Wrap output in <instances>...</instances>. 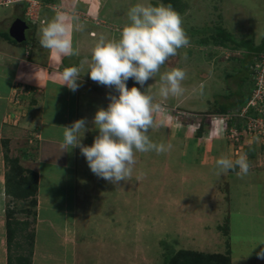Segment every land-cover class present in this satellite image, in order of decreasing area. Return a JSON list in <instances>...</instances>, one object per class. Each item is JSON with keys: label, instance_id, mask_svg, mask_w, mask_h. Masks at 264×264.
Listing matches in <instances>:
<instances>
[{"label": "rangeland", "instance_id": "1", "mask_svg": "<svg viewBox=\"0 0 264 264\" xmlns=\"http://www.w3.org/2000/svg\"><path fill=\"white\" fill-rule=\"evenodd\" d=\"M55 1L45 6V10L74 16L75 23L83 25V30L77 31L80 33L78 45L83 47L79 56L84 60L78 66L79 87L70 92L68 126L80 118L88 121L89 131L81 141L85 146H91L99 134L91 123L95 112L98 108H107L109 94L117 95L114 89L93 82L85 72L96 42L101 37L118 39L121 28L129 22V8L137 3L171 5L180 14L190 46L179 49L178 55L160 68V73L172 68L185 70L183 95L162 97L159 74L143 86L132 79L126 82L127 87H137L150 95L153 103L161 105L162 111L154 113L157 126L147 134L153 142L173 147L162 154L135 153L131 178L118 184L95 176L79 148L62 151L61 147L42 141L46 148L39 151L36 136L41 129L38 124L42 119L45 86L34 89L27 76L8 78L5 71L20 73L22 70L19 64L8 69L0 62V140H7L9 157L18 158L21 167L38 174L40 165L45 174L43 180L38 176L44 194L39 208L3 196L5 168L0 145V264L1 250L5 247L4 204L8 202L18 210H36L34 224L31 215L17 212L14 218L31 221L29 229L34 232V240L37 232L38 243L51 249L48 252L53 254L56 263L62 259L61 264H166L178 251L188 250L227 255L231 264H264V259L257 257L264 249V244L258 243L264 237V180L260 181L264 175V140L244 138L232 145L227 134L223 136L214 131L210 120L218 114L215 111L218 105L234 104L240 96L248 94L251 84L249 80L241 83L245 73L240 72L245 51L230 43L214 46L209 39L221 27L245 47L247 39H253L254 45H258L264 38V0H171V4L166 0H106L98 15L77 10L74 4ZM11 12L10 7H0V35L10 37L1 21ZM43 26L38 25L37 30ZM30 30H26V41L17 49L19 58L24 54L23 45L33 40L29 37ZM86 33L92 35L89 40ZM38 34L39 40L40 30ZM38 46L31 51L32 56H43ZM0 51L7 53L1 47ZM201 85L203 95L198 91ZM237 109V106L229 108ZM198 122L202 128L200 137L196 135ZM231 124L240 125L241 120L233 117ZM51 130L46 133L51 135ZM211 138L220 141L221 150L216 157L205 154L203 161L200 153L211 144ZM63 153H67L66 158ZM244 153L251 165L246 177L241 179L231 170L217 175V158L235 159ZM63 158L67 170H60L56 164ZM51 176L61 179L51 181ZM47 191L55 206L56 203L64 205L63 221L62 215L55 216L50 211ZM43 216L60 218L63 222L54 236V230L48 226L42 231V227L36 228L45 219ZM38 255L42 253L37 251Z\"/></svg>", "mask_w": 264, "mask_h": 264}, {"label": "clouds", "instance_id": "2", "mask_svg": "<svg viewBox=\"0 0 264 264\" xmlns=\"http://www.w3.org/2000/svg\"><path fill=\"white\" fill-rule=\"evenodd\" d=\"M127 17L129 22L121 28L118 39L105 40L101 37L96 42L91 49L88 70L85 71L93 82L112 88L117 93L108 95L107 108H98L91 121L99 134L94 137L91 146H85L81 141L89 131L86 119H77L70 126L63 127L64 148H79L90 171L113 184L131 178L135 153L162 154L173 147L171 144L155 143L147 134L157 126L154 113L162 111L161 105L153 103L152 97L137 87H127L126 82L132 79L143 86L159 74V94L162 97L183 95L185 70L172 68L160 73V68L176 57L179 49L190 46V39L182 27V18L171 5L137 3L129 8ZM21 20L27 29L31 24L42 21L39 14L35 22L26 17ZM75 21L74 16L58 14L40 29V46L59 56L78 55L73 48L71 32L82 31L83 25ZM80 76L77 67H67L60 74V85L75 92ZM198 91L203 95V85ZM215 166L218 176L231 170L241 179L249 174L251 168L247 153L235 159L221 156L216 159ZM258 243L264 244V237ZM257 257L264 259V249L257 253Z\"/></svg>", "mask_w": 264, "mask_h": 264}, {"label": "crops", "instance_id": "3", "mask_svg": "<svg viewBox=\"0 0 264 264\" xmlns=\"http://www.w3.org/2000/svg\"><path fill=\"white\" fill-rule=\"evenodd\" d=\"M8 1H11V2L7 4L6 3L7 0H0V7H3L4 9H8L10 7L11 10L13 11V12H11V15L9 13L6 17L2 18L1 23L7 29L10 26V23H12L14 20L22 19V17L24 16V11H25V5L23 2L18 1V0H8ZM42 1H43L41 3L42 7L40 6L41 7L40 12L41 13L39 14V16H40V19L44 22L43 24L45 26L47 22L54 19L58 14H55L51 10H45V9H47L45 6L55 4L56 3L55 0H42ZM105 1L106 0H58V2H59L58 4H66V5L74 4V5H76L77 10L79 8L81 11H85V13H89L91 15H93V14L98 15L101 11L100 8L103 4H105ZM10 16H12V17L9 18ZM7 20H9L8 23L6 22ZM5 22H6V24H5ZM43 24L38 22L34 25H32V24L30 25L31 28H29V30L30 29L31 30L29 33V37L33 40L30 43L23 45L24 54L20 58L17 57L16 55H18L17 49L21 45H14V44L10 43L9 41H5V40H2L0 38V47L7 52L6 54L5 53L3 54V52L0 51V54H3V55H1L2 57L0 56V62H1L2 67L8 68V69L11 68L12 65H18L19 64V68L22 71L20 73L16 72V70L5 71L7 73L6 76L8 78L16 79L17 77H19L21 79L23 77L26 78V76H27L28 83L30 85H32V87L34 89H37L39 86L40 87L45 86L44 88H45L46 93H45V96L43 99L44 101L42 103V106H43L42 116H41L42 119L39 121L40 124H38V127H41V129L38 130V134L36 136V138L38 139V142H39L38 143L39 151H41V149H43V148H46V146L42 145V141H44L46 143H50V145H57L58 147L62 148V151H66V149L64 148L63 143H62L63 131H64L63 127L69 125L70 109H69L68 104L70 101L71 90H69L64 85H60L61 84L60 74L67 67L75 66L78 68L81 60H84L83 57L81 59L79 56V55H82L83 47H81L80 44H79L80 46L78 45L79 35H80L79 31L73 30L71 32V39H72L73 48L78 52V55L59 56L55 52H51L47 49L42 48L39 44V40H38L36 34L39 35L38 31L41 29L39 27L40 29L37 30V26L43 25ZM86 34H87V40H89L90 39L89 37H91V36L89 35V33H86ZM83 40L84 39L82 38V41ZM76 42H77V44H76ZM34 44H36L35 45L36 47H37V45H39L37 50H39V52H41V54H43V56H39L36 54H35V56H32L31 51L36 48V47H34ZM36 53H37V51H36ZM40 58H42V60H40ZM69 60H71V61H69ZM49 74H51V76ZM1 75H2V77L5 76L2 72H1ZM47 79L48 80L51 79V80L47 81ZM9 81H12V80H9ZM73 99H74V102L77 101V98H73ZM48 127H52L51 129L53 131ZM47 130H51V135L46 133V132H48ZM167 132H168V130L166 129V133ZM202 138L203 137H201L200 139H197V140L200 141V140H202ZM166 139L169 140V138H167V137H166ZM219 142L220 141L211 138V140L209 141V143H211V144L209 146H207L206 150L204 149L200 153L203 161L205 160V158H204L205 154H210L211 156H214V157H216L219 154L218 151L221 150V145L219 144ZM62 156L66 158L67 153H63ZM46 161L47 160H44V163H46ZM188 163L191 164L192 162L188 160ZM56 164L58 165V168L60 170H67L66 159L59 160L58 163H56ZM38 167H39L38 168V176L41 180H43V178L45 177L44 176L45 174L42 173L41 166L39 165ZM197 169L202 170V168H197ZM60 179H61L60 176H51L50 180L51 181H59ZM263 180H264V175H263V177H261L260 181H263ZM39 182H38V191H37V206H38V208L40 207L42 196H44V194L41 193L42 192L41 191V182L40 183ZM47 193H48V198H49L48 207H50V211L53 213L55 212L56 213L55 216H57L58 214L62 215V221H63L64 220L63 217L65 214L64 213V209H65L64 205H63V207H61L58 203H56V206H55L54 201L50 198V191H47L45 194H47ZM52 210H54V211H52ZM60 210H61V213H59ZM47 211H49V210H47ZM38 215H40L39 209H38ZM43 218H45V219L41 220L42 224L39 226V222H38L36 225V228L42 227V229H41V231H42V230H45V228L48 226L49 228L54 230L53 236L56 233H58L56 231V228L59 227L58 226L59 224L61 226L63 223V222H60V218L58 217L59 219H54V217L51 218V216H49V217L43 216ZM37 237H40V234H37V232H36L35 240H34V256L32 257L31 264H61L62 259L58 260V262L56 263V261L52 258L53 254L49 253V252H52L51 249H49L48 247H45V245L41 242L38 243ZM65 250H64V252H65ZM37 251L40 254L42 253V255H40L41 257L39 255L37 256ZM1 254H2L1 255V259H2L1 263L6 264V261H4V260H6V249H5V247L2 248ZM230 264H231V260H230Z\"/></svg>", "mask_w": 264, "mask_h": 264}, {"label": "trees", "instance_id": "4", "mask_svg": "<svg viewBox=\"0 0 264 264\" xmlns=\"http://www.w3.org/2000/svg\"><path fill=\"white\" fill-rule=\"evenodd\" d=\"M171 4V0H166ZM0 38L9 41L14 45L23 44L15 42L8 35H0ZM210 41L214 46L224 47L226 43L234 45L233 47L244 48V55L241 61V70L243 77L241 83L249 80L251 82V67L254 65L258 55L264 51V38L258 45H254L253 39L245 40L247 46H243L240 42H236L225 29L217 27L215 33L210 36ZM251 86L248 94L239 97L234 104L222 103L217 106L216 112L219 114L226 113L230 107H242L250 94ZM144 92V91H143ZM145 93V92H144ZM230 124H228L229 126ZM238 128L239 125L237 124ZM202 134V128L199 127L196 135ZM2 148V160L4 164L3 173V193L10 200H18L28 206L36 208L37 191H38V174L35 171L25 169L19 165L18 158H12L8 155L7 140H0ZM4 229H5V249L6 264H31L32 251L34 245V232L30 230L31 221L34 224L36 218V210L32 212L29 209L18 210L11 208L8 204H4ZM24 213L31 215L32 220H18L14 218L15 213ZM166 264H230V258L219 254H205L201 252H193L188 250L178 251L172 258L167 259Z\"/></svg>", "mask_w": 264, "mask_h": 264}, {"label": "built area", "instance_id": "5", "mask_svg": "<svg viewBox=\"0 0 264 264\" xmlns=\"http://www.w3.org/2000/svg\"><path fill=\"white\" fill-rule=\"evenodd\" d=\"M24 3V16L31 22L38 19L41 0H18ZM11 1L7 0V4ZM251 90L248 99L242 107L235 111H227L224 114H216L210 117L214 131L226 134L232 145H235L244 138H262L264 140V51L260 53L251 67ZM239 117L241 124L237 128L231 124L232 119ZM201 120V118H199ZM228 124H230L228 126ZM199 126V122L197 123ZM237 145V144H236Z\"/></svg>", "mask_w": 264, "mask_h": 264}, {"label": "water", "instance_id": "6", "mask_svg": "<svg viewBox=\"0 0 264 264\" xmlns=\"http://www.w3.org/2000/svg\"><path fill=\"white\" fill-rule=\"evenodd\" d=\"M27 26L24 21L21 19H16L12 22L9 27L8 33L9 36L17 43L25 41V30Z\"/></svg>", "mask_w": 264, "mask_h": 264}]
</instances>
